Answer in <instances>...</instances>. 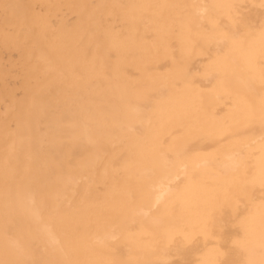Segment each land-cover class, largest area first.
<instances>
[{"label": "bare ground", "instance_id": "obj_1", "mask_svg": "<svg viewBox=\"0 0 264 264\" xmlns=\"http://www.w3.org/2000/svg\"><path fill=\"white\" fill-rule=\"evenodd\" d=\"M0 264H264V0H0Z\"/></svg>", "mask_w": 264, "mask_h": 264}]
</instances>
